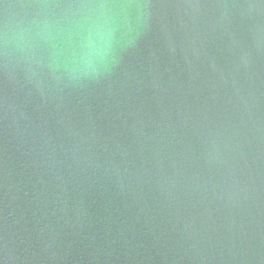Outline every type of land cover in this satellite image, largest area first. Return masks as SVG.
I'll list each match as a JSON object with an SVG mask.
<instances>
[{
    "label": "water",
    "instance_id": "water-1",
    "mask_svg": "<svg viewBox=\"0 0 264 264\" xmlns=\"http://www.w3.org/2000/svg\"><path fill=\"white\" fill-rule=\"evenodd\" d=\"M80 2L0 0V264H264V0H105L94 70Z\"/></svg>",
    "mask_w": 264,
    "mask_h": 264
},
{
    "label": "clouds",
    "instance_id": "clouds-1",
    "mask_svg": "<svg viewBox=\"0 0 264 264\" xmlns=\"http://www.w3.org/2000/svg\"><path fill=\"white\" fill-rule=\"evenodd\" d=\"M54 23L61 31H66V43L78 65L94 70L109 56L113 14L105 0H81L66 12L62 20Z\"/></svg>",
    "mask_w": 264,
    "mask_h": 264
}]
</instances>
